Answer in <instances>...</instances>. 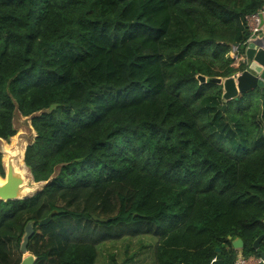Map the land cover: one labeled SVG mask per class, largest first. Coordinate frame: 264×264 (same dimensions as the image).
Here are the masks:
<instances>
[{
  "label": "trees",
  "instance_id": "16d2710c",
  "mask_svg": "<svg viewBox=\"0 0 264 264\" xmlns=\"http://www.w3.org/2000/svg\"><path fill=\"white\" fill-rule=\"evenodd\" d=\"M263 8L0 0V139L15 134L16 114L30 116L31 177L47 181L58 167L34 195L0 200V264L20 263L28 223L34 264H131L150 248L145 238L152 264H210L217 254L233 264L236 237L242 255L259 256L264 85L223 102L213 79L247 68L245 17Z\"/></svg>",
  "mask_w": 264,
  "mask_h": 264
},
{
  "label": "water",
  "instance_id": "95a60500",
  "mask_svg": "<svg viewBox=\"0 0 264 264\" xmlns=\"http://www.w3.org/2000/svg\"><path fill=\"white\" fill-rule=\"evenodd\" d=\"M244 54L246 61L248 62L245 70L237 73L236 75L227 77L223 79V81L220 77L213 79L217 84L222 85V98L224 100H230L236 97L239 93L246 92L256 86L264 85V28H262V22L260 23L258 30L250 34L246 42ZM197 79L200 83L205 82L206 80V78L202 75H198ZM223 108L224 106H222V109ZM25 149L22 152V159H24ZM6 154L5 160L2 159L4 177H0L1 201L18 200L32 196L40 191L50 181L48 179L47 181L35 182L32 177L31 179L26 178L20 171L17 170L18 159L21 155L19 143L16 144L14 149L6 152ZM24 167L27 168L26 166ZM39 185H41V188H38ZM36 188L38 189L36 190ZM54 214H56L55 210L49 212L46 217L39 221V225L48 224ZM93 218L99 221H106V219L95 216H93ZM32 233V224L28 223L25 226V234L20 244V251L23 256L19 264H34L35 257L27 253L26 250L29 237ZM228 238L230 239V237ZM263 238L264 234L259 235L254 240L253 247L258 251L259 256L264 259V251L259 250L260 242ZM231 245L235 250L241 249L243 247V241L241 238L236 237L231 240ZM215 251L218 253L219 248H216ZM210 264H224L221 255L217 254Z\"/></svg>",
  "mask_w": 264,
  "mask_h": 264
},
{
  "label": "rangeland",
  "instance_id": "374dc122",
  "mask_svg": "<svg viewBox=\"0 0 264 264\" xmlns=\"http://www.w3.org/2000/svg\"><path fill=\"white\" fill-rule=\"evenodd\" d=\"M233 47H235V46H232L231 51H233ZM221 79L223 81L224 78H221ZM224 101H227V100H224L223 99V102ZM13 126L15 128V134L12 137L15 138L14 139L15 142L13 141V143H11V141H12L11 138L12 137H10L7 140L0 139V152L2 153V159L4 158L3 154H6L5 151H4V146L5 145H11L12 144L11 145V148H10V150H12V149H14V147L16 146V144L19 143L20 149L23 152L24 149L26 148L27 144H29L30 142H32L33 137L35 136V131L33 130V128L31 127V124H30V116L24 117V116H21V115L16 114L15 117H14V120H13ZM23 161H24V159H22V163H23ZM23 165H24V163H23ZM25 171H26V173L24 174V176L26 178L31 179V174L29 173V171H28L27 168H26ZM57 172H58V167L55 168V171H54V173L52 174V176L50 177L49 180H51L53 177H55V175L57 174ZM0 177L3 178L4 176H0ZM38 188H41V185H39ZM38 188H36V190ZM144 242L145 243L146 242L147 243H151L150 248L149 249L142 248L140 251H137L136 252L137 255H135V257L133 259V262H131V264H152L153 256H152V249H151V247L153 246V241H151L148 238H145L144 239ZM137 248H138V243L135 242V241H133V242H131V248H130V251L129 252L130 253L131 252H134V251L137 250ZM117 249H119V251H117V253L119 255L118 258H119V261H120V258H124L126 255L121 251L122 245L118 244L117 245ZM99 259H100V262H102V259L101 258H99ZM104 262L106 263V260H104ZM128 264H130V263H128Z\"/></svg>",
  "mask_w": 264,
  "mask_h": 264
},
{
  "label": "built area",
  "instance_id": "2783aa9c",
  "mask_svg": "<svg viewBox=\"0 0 264 264\" xmlns=\"http://www.w3.org/2000/svg\"><path fill=\"white\" fill-rule=\"evenodd\" d=\"M245 19L249 29L252 32L258 30L261 22H262V28H264V8L258 10L257 12L247 15ZM235 49L236 47H233V50ZM233 264H264V259L261 258L260 256H253V255L244 256L242 254H238L235 257Z\"/></svg>",
  "mask_w": 264,
  "mask_h": 264
},
{
  "label": "bare ground",
  "instance_id": "6f19581e",
  "mask_svg": "<svg viewBox=\"0 0 264 264\" xmlns=\"http://www.w3.org/2000/svg\"><path fill=\"white\" fill-rule=\"evenodd\" d=\"M11 139H12L11 143H13V141H14L15 138L12 137ZM14 142H15V141H14ZM11 145H12V144H11ZM11 145H5V146H4V151H5V153L8 152V151H10ZM6 155H7V154H3V156H4L3 160H5ZM17 170L20 171L23 175L26 173V171H25L26 168L24 167V165H23V163H22V151H21V155H20V157H19V159H18Z\"/></svg>",
  "mask_w": 264,
  "mask_h": 264
},
{
  "label": "crops",
  "instance_id": "0c3cea01",
  "mask_svg": "<svg viewBox=\"0 0 264 264\" xmlns=\"http://www.w3.org/2000/svg\"><path fill=\"white\" fill-rule=\"evenodd\" d=\"M250 31H251V30H250ZM251 33H252V31H251ZM238 254H242V253H241V249H236V256H237Z\"/></svg>",
  "mask_w": 264,
  "mask_h": 264
}]
</instances>
